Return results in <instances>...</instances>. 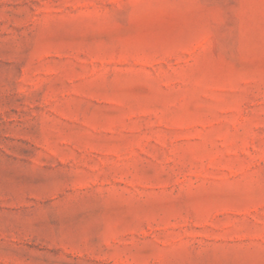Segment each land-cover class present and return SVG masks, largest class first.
I'll use <instances>...</instances> for the list:
<instances>
[{
	"label": "rangeland",
	"instance_id": "374dc122",
	"mask_svg": "<svg viewBox=\"0 0 264 264\" xmlns=\"http://www.w3.org/2000/svg\"><path fill=\"white\" fill-rule=\"evenodd\" d=\"M0 264H264V0H0Z\"/></svg>",
	"mask_w": 264,
	"mask_h": 264
}]
</instances>
